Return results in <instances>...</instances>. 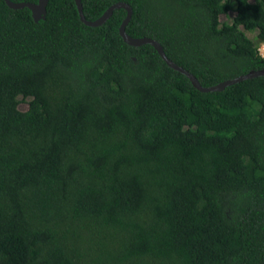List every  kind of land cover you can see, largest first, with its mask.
I'll list each match as a JSON object with an SVG mask.
<instances>
[{"label":"trees","instance_id":"16d2710c","mask_svg":"<svg viewBox=\"0 0 264 264\" xmlns=\"http://www.w3.org/2000/svg\"><path fill=\"white\" fill-rule=\"evenodd\" d=\"M118 2L204 87L264 68V0ZM126 16L0 0V264H264V77L200 92Z\"/></svg>","mask_w":264,"mask_h":264},{"label":"water","instance_id":"95a60500","mask_svg":"<svg viewBox=\"0 0 264 264\" xmlns=\"http://www.w3.org/2000/svg\"><path fill=\"white\" fill-rule=\"evenodd\" d=\"M6 4L11 8V9H23V8H29L32 13L35 22H39L41 19H45L46 14H47V5H48V0H39L37 4L34 3H28V2H20V3H15L12 2L11 0H5ZM79 16L81 21L89 26V27H99L103 24H105L113 15L114 11L117 9H124L127 11V16L125 20L123 21L121 27H120V35L123 38V40L129 44L130 46L134 47H140L143 45H152L159 55L162 57V59L167 63L169 67L174 69L175 71L185 75L187 78L190 79L192 84L196 89H198L200 92L203 93H209V92H219L223 91L229 86L235 85L237 83H240L245 80L253 79V78H258V77H264V68L261 70H253L249 72L248 74L238 76L233 79L226 80L222 83L217 84L216 86L212 87H204L199 79L192 73H190L188 70L184 69L183 67L179 66L175 62H173L165 53L164 47L162 44L157 41L154 38L150 37H141V38H134L130 36L126 32V28L128 24L130 23L133 15V9L132 6L126 2H118L110 6L106 12L98 19L94 21H90L86 18L84 14V9H83V4L82 0H75Z\"/></svg>","mask_w":264,"mask_h":264},{"label":"rangeland","instance_id":"374dc122","mask_svg":"<svg viewBox=\"0 0 264 264\" xmlns=\"http://www.w3.org/2000/svg\"><path fill=\"white\" fill-rule=\"evenodd\" d=\"M234 16H235V12L232 11V12L229 13V15H222L221 18H220V20H221L222 23H223V22L232 23V19H233ZM248 36H249L252 40H254L255 42H257V39H256V37H257V32H249V33H248ZM260 52H261V54L264 56V44H261V45H260ZM20 108H21L22 111H25V110L28 108V102H27V103H26V102H23V103L20 105Z\"/></svg>","mask_w":264,"mask_h":264},{"label":"built area","instance_id":"2783aa9c","mask_svg":"<svg viewBox=\"0 0 264 264\" xmlns=\"http://www.w3.org/2000/svg\"><path fill=\"white\" fill-rule=\"evenodd\" d=\"M262 55V54H261ZM263 56V55H262ZM264 57V56H263Z\"/></svg>","mask_w":264,"mask_h":264}]
</instances>
